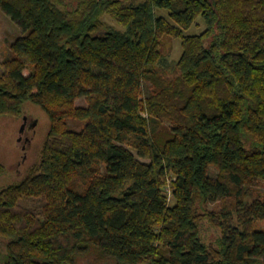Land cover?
Masks as SVG:
<instances>
[{
	"label": "trees",
	"instance_id": "16d2710c",
	"mask_svg": "<svg viewBox=\"0 0 264 264\" xmlns=\"http://www.w3.org/2000/svg\"><path fill=\"white\" fill-rule=\"evenodd\" d=\"M0 12L22 30L0 61V118L32 102L51 121L40 160L0 190V264H264V0Z\"/></svg>",
	"mask_w": 264,
	"mask_h": 264
},
{
	"label": "rangeland",
	"instance_id": "374dc122",
	"mask_svg": "<svg viewBox=\"0 0 264 264\" xmlns=\"http://www.w3.org/2000/svg\"><path fill=\"white\" fill-rule=\"evenodd\" d=\"M65 3H74L76 0H62ZM128 2H141L143 0H126ZM107 21L119 27L107 17ZM120 28V27H119ZM205 30L203 22L200 20L198 26L194 25L187 34H200ZM22 34L19 26L5 13L0 12V61L2 62L9 54L10 45ZM173 49L164 63L166 67L174 66L182 54L181 43L179 40L172 42ZM79 105L86 104L84 99H79ZM26 127L22 133V127ZM74 125L73 122H70ZM51 121L47 113L38 105L27 102L23 108V116L11 117L4 116L0 118V164L5 167V172L0 176V190L18 183L29 172V169L40 160V154L49 135ZM21 139V140H20ZM147 161V160H145ZM217 171L212 168L211 176L216 177ZM264 193V182L260 186ZM170 204L173 199L169 193ZM24 207L35 205L33 201L24 200L21 202ZM258 227L264 230V221L258 223ZM209 236V242L213 240L212 231L206 230ZM2 244L0 243V255L2 254ZM86 264H99L89 260ZM106 264V263H101Z\"/></svg>",
	"mask_w": 264,
	"mask_h": 264
},
{
	"label": "water",
	"instance_id": "95a60500",
	"mask_svg": "<svg viewBox=\"0 0 264 264\" xmlns=\"http://www.w3.org/2000/svg\"><path fill=\"white\" fill-rule=\"evenodd\" d=\"M26 122H27V118L25 119V124L23 125V127H22V133L24 132V130H25V127H26ZM21 140V139H20Z\"/></svg>",
	"mask_w": 264,
	"mask_h": 264
}]
</instances>
